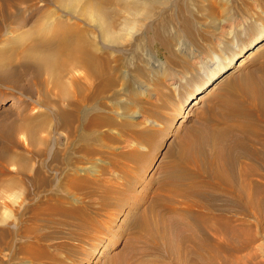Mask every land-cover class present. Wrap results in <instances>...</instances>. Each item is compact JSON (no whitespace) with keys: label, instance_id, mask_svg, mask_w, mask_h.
I'll list each match as a JSON object with an SVG mask.
<instances>
[{"label":"bare ground","instance_id":"bare-ground-1","mask_svg":"<svg viewBox=\"0 0 264 264\" xmlns=\"http://www.w3.org/2000/svg\"><path fill=\"white\" fill-rule=\"evenodd\" d=\"M170 1L55 0L57 9H47L44 5H40V2L39 6L34 5L35 8L32 4V9L22 7L27 0H0V87L17 92L15 98L17 100L11 102L8 108L2 97H0V105H5L4 115L21 111V115L14 121H6L8 118L5 116L0 120L2 148L0 149V223H3L1 217L4 213H7L9 218L14 205L23 206L24 200L31 194L40 201L44 191H47L51 201L56 200L55 203H49L44 208L32 207L35 220L46 217L48 221L53 220L56 215L64 214L66 217L77 212L74 208L63 205L68 203L72 194L70 191H85L88 195L93 193L88 189L94 186V182L87 175L78 174L77 165L85 163L89 157L96 154L92 146L87 143L81 144V141L95 142L98 139V132L101 133L100 129L109 124L114 125V121L108 116V105L101 96L114 84L111 75L122 63V59L119 57L111 61L109 55L113 54L115 47L121 49L124 55L125 51L122 50L128 40L126 38L131 37L134 42L138 41L140 38L137 32L142 23L145 30L150 33L151 45L158 44V52L164 50L167 54ZM30 24L31 28L28 29ZM145 30L142 32L143 35H146ZM188 33L191 34V30L188 29ZM143 37L145 36L141 37L142 40ZM190 38L194 40V37ZM134 42L130 43L131 48L136 47ZM263 44L264 30L248 45L236 48L223 64L213 63L214 68L207 73L204 82L194 92H188L184 105L203 100L202 97H205L206 93L234 68L247 67L246 63L237 60L246 54H249V57L255 51H260L258 49H261ZM199 58L197 62L205 63V57ZM112 62L116 65L113 66ZM262 68V73L255 75L260 77L254 81L255 84L246 85L247 87L242 85L241 91H245L246 100H243L241 105L228 104L229 102L223 98L224 129L212 130L205 127L206 133L192 131L182 140L183 163L172 168L169 177L171 183L175 185L176 196L187 201V208L175 209L168 200L162 205L156 202L154 210L158 209L160 212L154 213L155 223L149 218L136 219V226L151 235L152 248L161 250L166 247L168 251H177L176 255L183 257L186 264L228 263L227 257L235 256L241 249L237 247L235 237L244 232L243 228L247 224H244L245 222L237 224L233 215L223 211L224 208L221 209L223 213H218L221 211L217 208L218 203H224L226 208L235 206L243 211L264 216V66ZM79 71L82 74H79ZM76 73L79 75L77 76ZM44 76H47L48 81L59 89L58 100L48 104L38 97L37 102L34 100V103L52 107L51 111L48 109L54 117L51 124L52 120L48 122L43 118L46 121L44 123L40 119L41 116L38 117V113L35 115V107L31 110L29 106L23 104L24 97L34 98L38 92L36 87L42 83ZM66 78L74 86L73 92L68 90ZM82 81L87 87L81 84ZM170 81L176 88L178 87L177 79L174 81L173 78ZM32 85L35 90L32 89ZM247 100L248 103L245 104ZM191 115L189 114V117ZM141 117L147 120V123L161 127L160 123L144 115ZM61 129L65 132L68 144L63 156L57 153L54 162L61 166L58 175L62 173V176L59 179L53 176L54 178L46 181L42 178V173L37 170L35 175L31 176L33 191L30 193L25 186L24 178V182L22 181V177L27 172L26 157L16 151L13 154L9 152L18 147V135H26L31 146L26 148V151L32 154L38 153L42 157L45 154L44 150H35L41 133L49 134ZM201 132L199 137L197 134ZM42 142L43 144L48 142L46 137ZM125 143L126 148L135 145L131 139H126ZM142 149L146 148L142 146ZM14 165L18 167L16 175L4 178L8 175L9 168ZM57 181H60V184L66 183L67 192L61 194L63 184L58 186L59 184H55ZM209 189H215L217 192H209ZM195 195L203 196L210 203H201L194 198L192 200ZM104 199L105 204L109 205L108 197ZM25 210L27 211L28 208ZM177 212L179 216L190 214V222L174 216ZM81 217L77 225L79 232L87 234L90 229H99L95 219L84 212H81ZM12 229L0 227V263L3 261V257L1 258L3 253H9L4 255L9 256L6 262L11 264L14 260V252L18 253L16 249H19L21 254L26 250L22 230L18 227V231L15 230L16 228ZM219 254L224 255L221 257Z\"/></svg>","mask_w":264,"mask_h":264},{"label":"rangeland","instance_id":"rangeland-1","mask_svg":"<svg viewBox=\"0 0 264 264\" xmlns=\"http://www.w3.org/2000/svg\"><path fill=\"white\" fill-rule=\"evenodd\" d=\"M31 1L27 0V3L31 4L25 3L22 7L33 9L34 5L40 4L47 9H57L55 0ZM227 19L228 21H224ZM139 27L138 38L145 36L143 40L134 42L131 37H127L126 46L122 45L124 55L121 49H117L118 47L113 48L112 55L108 53L111 61L119 57L122 59V63L111 75L114 84L101 96L108 105V116L114 121V125L109 124L100 129L101 133L98 132V139L95 142L81 141V144L87 143L92 146L96 153L85 163L77 165V173L87 175L94 182V186L88 189L90 192L93 191L92 195L85 191H70L72 193L70 199L63 205L74 208L77 212L66 217L64 214L56 215L53 220L48 221L46 217L35 220L32 212L33 206L44 208L48 206L47 204L56 202L53 199L51 201L44 190L40 201L31 194L24 200L22 208L15 204L14 213L12 212L9 218L7 213L3 216L1 213L4 224L0 223V227L13 228L12 230L16 228L17 231L18 227L25 236L26 250L21 254L19 249H16L18 253L14 252L11 264H186L183 257L176 255L177 251H168L166 247L161 250L152 248L151 235L136 226V219L149 218L155 223V214L160 212L158 209L154 210L156 202L162 205L168 200L175 209L187 208V201L176 196L175 185L171 183L169 177V171L183 163L182 140L192 131H207L205 127L212 130L224 129L223 98L229 102L228 104L239 105L246 100L245 91H241L242 85L251 86L260 78L255 75L262 73L264 44L258 49L260 51H255L249 57V54H246L239 58L237 61L246 63L247 67L231 70L206 93L205 97H202L203 100L187 106L184 105V101L188 92H194L204 82L214 64H223L236 48L248 45L263 32L264 0H171L168 5L167 54L164 50L158 52V44L151 45L150 33L145 30L143 23ZM30 28L31 24L28 29ZM188 29L191 30V34L188 33ZM143 30L146 35H143ZM190 37H194V40ZM132 42L136 45L135 48L129 46ZM199 57H205V63L197 62ZM112 65L116 63L112 62ZM76 74L78 76L82 73L79 71V74ZM173 78L174 81L177 79L179 84L177 88L170 81ZM65 82L68 90L73 92L74 86L67 78ZM238 82L240 83L237 86ZM81 84L86 86L84 81ZM36 88L38 89L36 97H24L23 104L29 106L31 110L35 107V115L38 113V117L41 116L40 119L46 123L54 119L48 110L52 107L48 108L49 105L46 104L40 106L34 103V100L37 102L39 97L43 102L52 104L58 100L59 89L48 81L47 76H44L42 83ZM32 89L35 90L33 85ZM16 93L0 87V97L7 108L11 102L17 100ZM247 103L248 100L245 104ZM4 108L5 105H0V120L5 116L8 118L6 121H14L21 115L20 110V112L13 110L14 113L4 115ZM189 114L192 115L189 117ZM143 115L160 123L161 127L147 123V120L141 117ZM52 132L49 134L44 132L39 136L35 150H44L45 154L42 157L38 153L26 151V148H31L26 135H18V147L9 152L13 154L16 151L26 157L27 172L22 181L25 180V186L30 193L33 191L32 177L37 170L42 173L44 180H50L55 176L59 179L62 176V173L58 175L61 166L54 162V158L57 153L63 156L68 140L62 129ZM201 134L202 132L197 135L200 137ZM45 137L48 142L43 144L42 140H45ZM126 139H131L135 145L126 148ZM142 146L146 149H142ZM17 170V165L11 166L8 170L11 174L8 173L4 178L16 175ZM55 184H59L58 186L63 184L61 194L67 192L66 183L60 184V181H57ZM211 191L217 192L215 189H209V192ZM106 197L109 199V205L104 202ZM193 198L201 203H210L203 196L195 195L192 200ZM218 204L217 208L228 211L229 213H226L233 215L237 224L245 222L244 224L248 225L243 228L242 234L235 237L237 247L241 248L240 253L237 252V256H228V263L218 264H264V216L243 211L235 206L226 208L224 203ZM81 212L95 219L99 229H90L87 234L79 232L77 225L82 219ZM178 213L174 216L190 222V214L179 216ZM252 213L254 214L251 215ZM4 254L9 253L1 255L3 261L0 264H7L9 256L6 257ZM223 255L219 254L221 257Z\"/></svg>","mask_w":264,"mask_h":264}]
</instances>
